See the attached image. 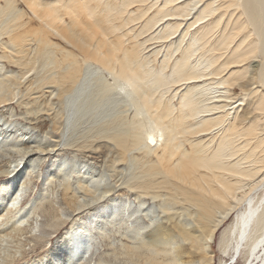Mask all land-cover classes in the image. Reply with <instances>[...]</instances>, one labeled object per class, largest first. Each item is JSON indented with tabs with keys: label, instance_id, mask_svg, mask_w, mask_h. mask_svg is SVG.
<instances>
[{
	"label": "bare ground",
	"instance_id": "1",
	"mask_svg": "<svg viewBox=\"0 0 264 264\" xmlns=\"http://www.w3.org/2000/svg\"><path fill=\"white\" fill-rule=\"evenodd\" d=\"M0 63V110L29 107L41 130L67 139L87 124L77 149L113 151L107 172L116 177L126 164L117 194L105 169L94 179L86 164L58 160L35 201L24 202L40 161L32 149H46L30 146V131L0 132L9 155L0 168V264H91L92 231L103 238L109 227L131 240L98 263L110 254L127 264H214L205 244L226 223L219 264H264V0H0ZM254 84L261 91L247 90ZM54 180L59 205L45 187ZM146 196L158 199L171 230L138 224ZM85 208L95 222L77 218ZM65 210L74 217L53 247L22 260L33 239L48 242L40 212L55 230Z\"/></svg>",
	"mask_w": 264,
	"mask_h": 264
},
{
	"label": "rangeland",
	"instance_id": "2",
	"mask_svg": "<svg viewBox=\"0 0 264 264\" xmlns=\"http://www.w3.org/2000/svg\"><path fill=\"white\" fill-rule=\"evenodd\" d=\"M160 1H162V0H160ZM254 62H256L253 64V66L255 67V65L259 64L260 60L256 59V60H254ZM6 69H8V70L13 69L16 72L18 71L17 70L18 68L11 67L9 65H7ZM254 70H255V68H254ZM253 73L254 72L250 68V73L248 76H252ZM255 86L257 87V89H259L261 91L262 88L259 87V84H254V85L248 87L247 90L251 91V88H253ZM183 88L184 87L178 88V90H179L177 92L178 95L180 94V91L183 90ZM39 91H40V93L36 96H41L40 100L45 99L49 93L48 89H44L43 91L39 90ZM235 93L237 95H239V97H241L244 94L242 90H239V88L235 89ZM36 96H34V97H36ZM18 98L19 97H17V99ZM23 99L24 98H21V100H23ZM25 99H26V97H25ZM52 99H53L54 103H57V100L54 97ZM246 103H248V102H246ZM246 103H243V105L241 106L240 111H239L240 113H241L242 109L247 108V106H245ZM54 107L57 109L58 108L57 104ZM28 108L29 107L20 106L18 103L13 102L12 105L8 106L7 108L0 110V113L2 112L1 114L4 115V117H2V119L0 120V126H1L0 132L1 133L4 131H7L6 134L10 133V135L12 136L11 138L19 139L20 136L26 135L27 131L28 132L30 131L29 132L30 135L27 134L28 136L27 135L25 136L28 139L31 138L30 140H28L30 142V146L34 147V145L36 146V143H37L40 147H44L46 149L44 151V153H40V150H36V148L32 149V152L30 154L32 156L31 158L39 157L40 161H38V163L36 161L35 166L32 169V173L30 174V177H29L30 180H29V183L27 184V189H26L25 195L23 197L24 202L35 201V199L38 197L37 194H39V192H41L42 189L44 188L43 184H44V180H45L44 175H45L46 170L53 168L58 160H64L69 165H71L72 163H74L76 165L86 164L87 166L84 170L86 171V173L91 175L94 179L96 177H99V175H101V171L103 169H105L106 171H104V174H103L104 182L106 181V183H110V185L114 189L113 191L118 190L121 192L122 186H119V183H120V178H122L121 176H123L122 173L123 174L125 173V171L122 172L123 171L122 169L125 170L126 164L124 162H120L117 164V169H119V171H121L119 173L120 177H119V175L117 176L118 178L116 177V174L107 172V170H108L107 165L112 160V158L115 157L114 156L115 153H113V151L111 153V151L109 152V151H106L105 149H97L95 151H90V150L79 151L77 149L76 145L78 143H80V141L83 140V139L81 140V138H82L81 136L86 134L87 124L81 125L80 126L81 128L80 127L76 128L75 133H73L72 136H70V138L67 139L66 135H65V138H61L59 131L58 132L49 131L48 133H45L49 129V127H46L45 130L44 129L41 130L40 127L38 126V124L35 121H32V119L34 117L31 115H26V109H28ZM10 113H11V116H10ZM10 118H12V120L16 123V125L14 124L15 126L13 125L9 128L3 127L2 126L3 122L9 121ZM43 118H45V120H46V121L44 120L45 122H49L48 119L51 118V116L49 118H47V116H44ZM48 125H50V124H48ZM83 132H85V133L82 135ZM78 138H79V140H78ZM208 138L209 137H205L203 140H206V139L208 140ZM57 142H59V145ZM56 144H57V146H56ZM111 156H112V158H111ZM8 158H9L8 154H2L0 152V168L5 167V164H6V161ZM107 161H108V163H107ZM103 164L104 165L106 164V165L104 166ZM50 170H52V169H50ZM66 170L69 171L70 169L67 167ZM112 175H114V176L112 177ZM114 177H116V178H114ZM2 179H4V177L0 176V181ZM74 179H75V176H74ZM58 180H60V179H58ZM115 181H117L118 185H117V183H116V185L119 187L115 186V183H114ZM57 182L58 181L54 180V182L52 184H50L48 186L45 185V187L48 188V190L50 192H54L53 195L49 197V199L52 198L54 200V202L56 203V205H59V203L62 204L63 201L60 198L61 189L58 187L59 183H57ZM118 191L116 192L117 194H118ZM130 195L131 196L129 198V206L136 205L137 202L133 198V193H131ZM143 200L145 201L146 205L143 208L141 215L139 216L138 224H141V223L148 224V225L150 224V229L162 227V228H164V230H167V229L171 230L172 225L170 223L171 221H168L169 216L165 213H162L159 210L158 199L152 200L146 196L143 198ZM175 209H176V207H175ZM147 211H149V212H147ZM64 213H65V216L70 215L67 218H65L67 220V222L55 230H50V229H46L43 226L49 220L48 215L40 212L41 216L38 220L39 224L41 225L40 234L45 239H48L49 243L48 242L46 243V240L43 241L41 239V241H40L37 239H33V244H31L30 247H28V246L26 247V253L28 252V254H27L28 256L25 255L26 257L24 256V259H22V260H24V261L28 260L29 261L31 259L30 261H32L36 257L42 256L45 252H48L49 249L53 247L52 245H54L56 238L58 236H60L61 234H63V232H65V230L69 228V226H70L69 222L74 217V216L72 217V213H70V211H68V210H65ZM79 213H80L79 216L78 217L76 216L77 218H83V219L88 220V218L91 217L93 222H95L94 221L95 215H92V212H88V210L86 208L81 210ZM146 213H147L148 217L145 215ZM177 213H179V212H177ZM180 216H181L180 219L185 218L184 217L185 214H180ZM184 223H186V220H184ZM227 224L228 223H226L219 230V232L216 234V236L214 237L212 242L205 244V247L207 249H209V251H210L209 255L213 259L214 264H219V262L221 260V254L218 250V241H219V237H220L222 231L227 226ZM186 225L189 229H192V230L196 228V224L193 221V219H189ZM108 231L109 232H107L106 235L111 236L112 234H114V236H113V238L115 239L114 241L112 239L108 240L107 236H105L103 238H99L101 236L99 234H97L96 232L92 231V234H91L92 246H91L89 253L86 255V258H88L89 256H91V254L94 253V255L92 257H90V259H92L91 264H102V263H98V261L96 260L98 255H100L103 252L107 253L110 250V247H112V244L119 245V243H118L119 239H121L123 242H125V241L129 242L131 240V239H127L125 237H122L121 235H123V234L121 233V231L119 234L114 233V232H116V229H114L112 227H109ZM47 233H49V234H47ZM51 233H52V235L50 236ZM93 241H97L98 244L97 243L93 244ZM181 245L186 247L184 249H187V244L184 243ZM95 247H96V249L92 250ZM91 251H93V252L91 253ZM104 257H105L107 264H127L120 257L115 258V257L110 256V254L105 255ZM182 260H188V258L184 257V258H182ZM225 261L227 262V264H229L231 262V260L229 258H226ZM195 264H199V263H195Z\"/></svg>",
	"mask_w": 264,
	"mask_h": 264
}]
</instances>
